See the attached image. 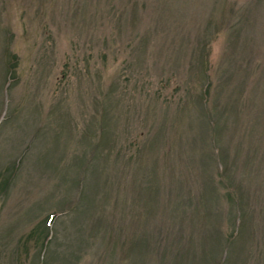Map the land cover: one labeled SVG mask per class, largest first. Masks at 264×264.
Segmentation results:
<instances>
[{
  "label": "rangeland",
  "instance_id": "obj_1",
  "mask_svg": "<svg viewBox=\"0 0 264 264\" xmlns=\"http://www.w3.org/2000/svg\"><path fill=\"white\" fill-rule=\"evenodd\" d=\"M0 264H264V0H0Z\"/></svg>",
  "mask_w": 264,
  "mask_h": 264
}]
</instances>
